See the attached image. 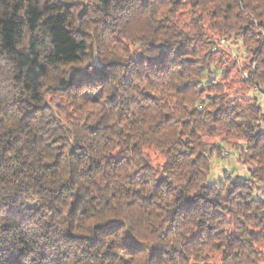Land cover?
<instances>
[{"label": "trees", "instance_id": "1", "mask_svg": "<svg viewBox=\"0 0 264 264\" xmlns=\"http://www.w3.org/2000/svg\"><path fill=\"white\" fill-rule=\"evenodd\" d=\"M236 3L135 0L129 19L126 0H0V75L10 76L21 94L17 108L0 109L4 264H247L250 254L264 263L258 159L264 129L247 122L251 143L241 144L227 131L217 134L215 125L189 127L200 112L190 106L197 97L208 100L214 121L235 113L225 127H240V102L225 97L232 88L230 67L240 59L232 45L241 38L251 54L239 86L247 99L264 94V37L253 39L259 34L252 22L223 35ZM228 57L216 73L222 79H198L205 72L202 60ZM108 130L113 134L104 138ZM174 131L180 134L175 143L185 146L174 153L172 166L187 168L183 162L191 159L203 176L168 174L166 156L174 144L166 141ZM192 136L217 140L206 155ZM101 139L109 147L116 142L107 153L108 168L89 153ZM223 145L240 146L237 158L249 176L224 170L227 178L209 184L206 194L174 197L181 183L190 185L189 192L208 184L211 158ZM71 162L87 167L57 186L52 178L64 168L71 173ZM119 163L125 167L117 173ZM77 181L85 182V191H72ZM33 225L42 229L38 236L28 235Z\"/></svg>", "mask_w": 264, "mask_h": 264}, {"label": "clouds", "instance_id": "2", "mask_svg": "<svg viewBox=\"0 0 264 264\" xmlns=\"http://www.w3.org/2000/svg\"><path fill=\"white\" fill-rule=\"evenodd\" d=\"M126 2L130 6V10L132 15L129 16V19H131L134 15L137 9L131 8V5L135 3V0H126ZM231 17H234V19L229 20L227 22V31H223V35H227L228 31H232L234 33H238L240 29L241 24H248L251 23V27L256 29V32L259 34V36L253 37V39H259L260 37H264V0H237V3L234 4L231 12L229 13ZM231 39L235 40L237 37L233 35ZM241 43L236 45V48L239 49V54H243L245 56H248L251 54L250 46L247 42V38H241ZM249 48V52L247 54L244 53V49ZM206 50V49H205ZM231 50V49H230ZM231 58H226L223 62L216 61V60H202L201 63L205 64V72L202 73L198 79H200L201 82H203L205 79H208V77H211L213 80L219 78L222 79V77H217L216 73L218 70L223 69L224 64L228 63ZM264 59V58H262ZM3 61L0 60V64H2ZM125 71H127V64L122 66ZM211 67V71H208V68ZM248 71L244 70L243 66H238L237 70L234 71L233 77L238 78L239 76H247ZM261 83L259 87L264 88V70H262L260 73ZM190 78V77H189ZM15 82L11 81L10 76H4L0 75V109H14L19 106L21 101L18 99V97L21 95L18 91L17 87H13L12 84ZM176 83H179V81L173 82V87ZM255 94V88L252 90L249 95ZM229 97H235V100L230 101V103H235L236 101L240 102V107L236 109V111H239L241 115L239 116V119L241 120L240 127L238 128H226L225 123L227 119L236 118L235 113H230L228 117L225 119L217 122L213 120V113L208 110V100H206L204 97H197L191 102L190 106H195L197 109L200 110L199 115L196 117H193L194 123L189 125V127H201V128H209L213 125H215L217 134H222L225 131L228 132V135L231 137H240L241 138V144L244 143H251L250 140L247 139V135L249 133V126L247 122H251L252 126H259L261 129H264V94L259 95L258 100H251L247 99L244 96V89L243 86H238L234 90L228 91V96L225 97V100H227ZM203 100L204 102L201 103L200 101ZM220 103H223L221 101ZM259 104L261 107L259 109H256L255 105ZM220 104H217L216 107L219 108ZM181 110L183 112H186L187 109H183L182 105L180 106ZM195 121H199V123H196ZM15 130V129H14ZM113 134L112 130L105 131L102 135L104 138L111 136ZM180 134L178 132H173L172 137L169 138L166 141V144H174V147L172 149V152H170L166 158L169 160V167L170 172L169 175H177V174H188L192 173L197 176H203L204 174L199 171V165H196L192 162L191 159L184 161V164L189 165V167L184 168L182 166H175L172 165L176 164V157L174 156V153L177 149L184 147L185 145L183 143H175V137L179 136ZM185 135H187V130H185ZM216 137H212L211 139H215ZM190 139L193 140V143H200V151L204 152L206 155L209 154L208 150L211 145V140L209 138H205L204 141H199V138L192 136ZM83 142V141H82ZM158 143L160 140L157 141ZM115 141H112L111 144L113 146L109 147L105 144L104 139H101L95 143L93 147L89 148V153L91 156L98 159L102 165L103 168H108L111 166L112 160L107 156L108 152L115 151ZM87 146V145H86ZM121 147L124 146V142H121ZM227 147V145H226ZM240 151V146L236 145L233 148V151L231 155H228L224 152L223 149L219 150L220 155L226 156L225 160V166H230L234 163L236 158V153ZM127 155H131L130 152H127ZM248 155V150L245 149L243 152L240 153L241 158L246 157ZM258 159L261 161V173H260V183L264 184V155L258 157ZM87 167V164H80L78 162H71L70 168L72 169V172L69 173L67 168L61 169V172L64 173L63 175H60L59 178L53 177L52 180L55 181V184L58 186L61 183L69 182L68 181V175L74 174L78 175L81 168ZM134 167H139V164H135ZM29 171L32 169L29 168ZM205 171H207V168L205 166ZM225 178H227L226 174L221 172L219 167L214 169L211 172L207 173V176L205 179L208 181V184H205L204 187H201V183H197L194 187H191V192H189L190 185L181 183L175 190H174V197H185L189 196L195 193H204L206 194V189L209 186V184L214 182H221ZM52 180H46L45 183H51ZM70 183V182H69ZM88 185L92 183V179L90 178L88 180ZM86 185L84 181H77L76 186L72 189V191H85ZM255 194V193H254ZM17 204L19 205L20 202L18 201ZM2 223V221H0ZM194 225V222H193ZM69 225L64 224L63 227L67 228ZM241 231H244L243 228L240 229ZM42 231L39 225H33L31 228V231L28 233L29 236H38L39 233ZM3 240V232L0 231V241ZM249 253L251 252V246H249ZM261 258L264 259V254H261ZM257 256L255 255H249L247 264H256ZM0 264H4L3 258L0 257ZM26 264H35L33 260L26 261Z\"/></svg>", "mask_w": 264, "mask_h": 264}, {"label": "rangeland", "instance_id": "3", "mask_svg": "<svg viewBox=\"0 0 264 264\" xmlns=\"http://www.w3.org/2000/svg\"><path fill=\"white\" fill-rule=\"evenodd\" d=\"M225 43L222 41V45H224ZM232 48L236 49L234 52V55H237L240 57V59L237 61V65L235 67H230L231 68V73L230 76L228 78L229 85H231L232 88H230L231 90L236 89L239 85H240V77L238 78H234L233 77V73L234 71L237 70L238 66H243L244 70L247 71V69L245 68L249 63V58L243 54H239V49L236 48V45H232ZM245 53V50H244ZM246 54V53H245ZM228 89V90H230ZM252 92V90L250 91ZM211 141L213 140H217V137L215 139H210ZM220 149H223L224 152L228 155H231L233 148H231L230 146L223 145ZM155 160L157 161H161V158H159L158 156H155ZM225 160H226V156L224 155H220L219 151L214 153L212 158H211V169L210 172L213 171L214 169H216L217 167H219L221 172H224V170H228L231 172V174L235 177L236 175L240 176L241 178L244 177H248V171L246 169V167L238 160L237 158V153H236V158L235 161L232 165L230 166H225ZM125 165L123 163H119V165L116 167L115 172H120L124 169ZM264 264V263H262Z\"/></svg>", "mask_w": 264, "mask_h": 264}]
</instances>
